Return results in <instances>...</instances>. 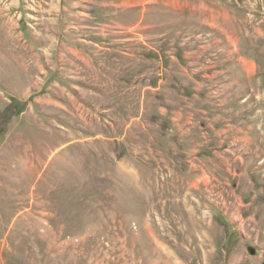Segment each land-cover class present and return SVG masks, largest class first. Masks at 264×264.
I'll return each mask as SVG.
<instances>
[{
  "label": "rangeland",
  "instance_id": "obj_1",
  "mask_svg": "<svg viewBox=\"0 0 264 264\" xmlns=\"http://www.w3.org/2000/svg\"><path fill=\"white\" fill-rule=\"evenodd\" d=\"M0 264H264V0H0Z\"/></svg>",
  "mask_w": 264,
  "mask_h": 264
}]
</instances>
